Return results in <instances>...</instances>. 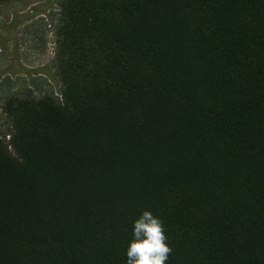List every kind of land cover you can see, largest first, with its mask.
<instances>
[{
    "label": "trees",
    "instance_id": "trees-1",
    "mask_svg": "<svg viewBox=\"0 0 264 264\" xmlns=\"http://www.w3.org/2000/svg\"><path fill=\"white\" fill-rule=\"evenodd\" d=\"M13 0H0V6ZM60 83L2 103L0 264H264V0H59Z\"/></svg>",
    "mask_w": 264,
    "mask_h": 264
},
{
    "label": "rangeland",
    "instance_id": "rangeland-1",
    "mask_svg": "<svg viewBox=\"0 0 264 264\" xmlns=\"http://www.w3.org/2000/svg\"><path fill=\"white\" fill-rule=\"evenodd\" d=\"M59 0H13L0 6V134L6 130L3 101L25 93L53 91L60 83L54 68V25Z\"/></svg>",
    "mask_w": 264,
    "mask_h": 264
},
{
    "label": "clouds",
    "instance_id": "clouds-1",
    "mask_svg": "<svg viewBox=\"0 0 264 264\" xmlns=\"http://www.w3.org/2000/svg\"><path fill=\"white\" fill-rule=\"evenodd\" d=\"M163 222L145 210L133 221L132 239L126 248V264H166L171 248Z\"/></svg>",
    "mask_w": 264,
    "mask_h": 264
}]
</instances>
